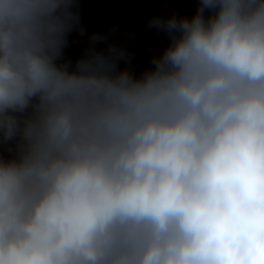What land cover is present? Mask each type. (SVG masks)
<instances>
[{"label": "clouds", "instance_id": "obj_1", "mask_svg": "<svg viewBox=\"0 0 264 264\" xmlns=\"http://www.w3.org/2000/svg\"><path fill=\"white\" fill-rule=\"evenodd\" d=\"M82 2L0 0V264H264V0H177L140 71L67 54Z\"/></svg>", "mask_w": 264, "mask_h": 264}]
</instances>
